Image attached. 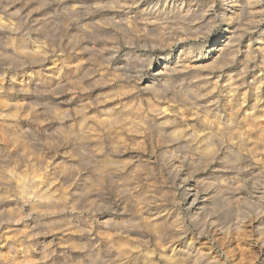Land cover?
Listing matches in <instances>:
<instances>
[{
  "label": "rangeland",
  "instance_id": "rangeland-1",
  "mask_svg": "<svg viewBox=\"0 0 264 264\" xmlns=\"http://www.w3.org/2000/svg\"><path fill=\"white\" fill-rule=\"evenodd\" d=\"M224 2L0 0V264H166L187 250L201 264H264V141L244 122L258 115L264 126L262 41L245 28L224 72L189 61L222 36ZM191 12L205 13L193 24ZM169 52L184 64L156 75ZM228 71L245 80L230 95ZM112 112L125 122L109 125ZM228 114L236 123L213 138L228 148L208 166L182 134L215 130ZM234 150L236 173L224 166ZM237 173L239 197L228 200L220 183ZM47 188L65 193L54 210L38 197Z\"/></svg>",
  "mask_w": 264,
  "mask_h": 264
},
{
  "label": "bare ground",
  "instance_id": "bare-ground-1",
  "mask_svg": "<svg viewBox=\"0 0 264 264\" xmlns=\"http://www.w3.org/2000/svg\"><path fill=\"white\" fill-rule=\"evenodd\" d=\"M69 10H72L69 9ZM187 11V9H186ZM185 11V12H186ZM191 13H194L192 14V17L191 19L188 18L187 20L191 21L193 24L196 23L197 19H202V15H204L205 12H198V13H195V12H191ZM211 14V13H210ZM260 15V16H259ZM208 16V14H207ZM261 16H264V1L261 2V0H225V2L223 3V7L220 9V11H218L216 14H214V18L217 17L218 20H220V22L225 25L224 27H222L219 32L221 33V37L220 39H217V40H214L213 44L210 45L209 47H207V49H205L204 51H199L197 54L195 53L193 56H196L194 59L192 58L191 60L189 61H194L195 63H192L193 66H196V67H204V66H214V67H217L219 69V71H222L224 72L225 70H227L230 65L234 62L235 58H236V54L237 52L239 51V47H240V44H241V41H242V38L244 37V33H245V28H249L250 30L254 29L253 32L256 33V37L259 38V41L261 40L262 43L261 45L259 46H255L256 47V50H258L257 52H259L260 55L263 56L264 58V32H261L262 30L264 31V19L261 18ZM213 17V16H212ZM245 17V18H244ZM260 17V18H259ZM156 18V16H155ZM208 18H211L210 16ZM244 19L246 20V23L244 21ZM155 22H156V19H151L149 21H146V24H143L145 25V27H153L155 25ZM190 23V22H189ZM192 24V25H193ZM222 25V26H223ZM246 25V26H245ZM261 29V30H260ZM259 30V31H258ZM160 36V35H159ZM161 37V36H160ZM157 39V38H156ZM257 41V40H256ZM185 42V41H184ZM259 43V42H258ZM174 46H176V48L179 47L178 49V52L182 50L181 47H183L185 43H183V40L180 39V38H177L176 40H174L173 42ZM257 44V43H256ZM182 45V46H181ZM249 45V44H248ZM245 47V46H244ZM184 48V47H183ZM15 49L17 50H14V52L18 53V55H21L22 54H27L28 52L23 48L22 45L20 44H17L15 46ZM245 56H249L251 54V50L252 48L248 49L247 48V45H246V48H245ZM254 49V48H253ZM191 49H189V47L185 48L184 50H182V53H183V56H186L184 55L185 53L188 54V52H190ZM177 51V50H176ZM194 51V50H193ZM255 51V50H254ZM253 51V52H254ZM30 52V51H29ZM256 52V51H255ZM31 55V54H29ZM37 55V54H36ZM170 55V52L169 54L165 55V56H161L159 61L156 62V67L154 68V71H155V74L156 75H159L161 77H165L167 76L168 74V70L171 69L170 67L174 68V69H177V68H180L184 63H179L177 59H171L170 61L166 59L167 56ZM33 56V55H32ZM35 56V55H34ZM182 56V55H181ZM192 56V57H193ZM261 56V57H262ZM25 57V56H24ZM177 57V56H176ZM34 58V57H33ZM178 58V57H177ZM179 59H180V56H179ZM185 61V60H184ZM188 61V62H189ZM186 63V62H185ZM75 65V64H74ZM77 65V64H76ZM79 66V65H78ZM173 70V69H172ZM170 70V71H172ZM229 72V71H228ZM244 71L242 72H235L236 74L234 75L231 74L230 72L227 73L225 75L226 78H225V81L223 80L224 83V87L226 86V88H228V94H232L231 93V90H237L239 92V90L241 89L242 85H244V79H243V76H240L243 74ZM251 82L253 83V81L251 80ZM251 83V84H252ZM255 84V83H254ZM253 84V85H254ZM257 86V85H256ZM259 86V85H258ZM166 87V86H165ZM180 88V87H179ZM253 89V88H252ZM255 89V88H254ZM182 90V89H181ZM154 91V90H153ZM162 92V91H161ZM187 92V91H186ZM236 92V91H234ZM241 92V91H240ZM244 92V91H242ZM257 92V91H255ZM179 94V93H178ZM187 94V93H186ZM185 94V95H186ZM191 94V93H190ZM192 95V94H191ZM228 95V96H229ZM258 95V94H257ZM158 96V95H157ZM187 96V95H186ZM190 96V95H189ZM242 96V95H241ZM160 97V96H159ZM253 97V96H252ZM185 98V97H184ZM183 98V99H184ZM231 98V97H230ZM158 99V98H157ZM257 99V98H256ZM256 99H253L254 102H257ZM190 100V99H189ZM231 100V99H230ZM252 100V99H251ZM152 101V100H151ZM192 101V100H190ZM234 101V100H233ZM157 102V101H156ZM175 102V101H174ZM232 102V101H230ZM253 102V103H254ZM173 103V102H172ZM229 103V102H228ZM153 104V103H152ZM256 104V103H255ZM230 105V104H229ZM163 106V105H162ZM173 106V105H172ZM196 106V105H195ZM150 107V106H149ZM152 107V106H151ZM157 107V106H156ZM165 107V106H164ZM162 107V108H164ZM250 107V106H249ZM252 107V105H251ZM256 107V106H255ZM154 108V107H153ZM161 108V107H160ZM109 110V109H108ZM151 110V109H150ZM155 110V108H154ZM159 109H157L158 111ZM164 110V109H163ZM228 110V109H226ZM233 110V109H232ZM126 112V110H123ZM122 111V112H123ZM153 111V110H152ZM156 111V112H157ZM199 111V110H198ZM110 112V110H109ZM154 112V111H153ZM162 111L160 112H157V116L160 117L161 115H163V113L161 114ZM166 112H167V109H166ZM107 113V112H106ZM120 114H114V112H112V114H114L113 117H111L110 119H108L110 116L109 115H112V114H109L108 116V120L105 119L106 121L109 122V125L111 123H115V122H125L124 121V118L126 117V113H121L119 112ZM226 113V112H225ZM252 113V112H251ZM227 114V113H226ZM132 115V114H131ZM136 115V114H135ZM133 116V115H132ZM131 116V118H132ZM201 116V115H200ZM224 116V115H223ZM227 116V115H226ZM225 116V121L226 123H223L222 124H218L216 126V129L215 130H208L209 132H206L205 134L203 135H193L192 133H189L187 132V134L183 133L182 135H184L185 137V142L186 144H188V146H192L193 149L196 151V153L199 155V161L200 159H203L205 162H206V165L208 166H213L215 164V162H218L217 160V156H218V150L219 149V146L223 145V140L221 142L219 141L218 143V147H217V140L216 142L214 141V136L216 134V132H220L222 133L223 131H227L228 128H231L230 126L233 125V116L231 114H228L229 117H226ZM232 116V117H231ZM142 117V116H141ZM148 117V116H146ZM171 117V116H170ZM260 117V116H259ZM259 117L258 115H252L250 117H247L245 118L244 122H245V125L247 126L246 127V130L251 133L255 139L259 140V141H264V126L261 125V123L259 122ZM136 118V117H135ZM134 118V119H135ZM140 118V117H139ZM138 118V119H139ZM157 118V117H156ZM165 120H169V117L166 119V117L164 116ZM172 118V117H171ZM163 119V118H162ZM176 119V118H175ZM132 120V119H131ZM153 120V119H152ZM159 120V119H157ZM165 120H163L165 122ZM133 121V120H132ZM137 121V120H136ZM162 121V120H161ZM160 121V122H161ZM171 121V120H170ZM200 121V120H199ZM104 122V121H103ZM102 122V123H103ZM147 122V120H146ZM167 122V121H166ZM173 122V120H172ZM212 122V121H211ZM221 121H219L220 123ZM101 123V122H100ZM132 123V122H131ZM141 123V122H140ZM151 123V122H150ZM157 124V122H155ZM159 123V121H158ZM175 123V122H174ZM208 124L211 125V123L207 122ZM206 123V124H207ZM236 122H234L235 124ZM163 125V123L161 122L159 125ZM170 124V123H169ZM239 124V123H238ZM108 125V123H107ZM142 125V124H141ZM146 125V124H145ZM148 125V124H147ZM171 125V124H170ZM181 125V124H180ZM184 125V123H183ZM186 125V124H185ZM241 125V124H239ZM153 126V125H152ZM188 126V125H187ZM215 126V125H213ZM109 127V126H108ZM179 127V126H177ZM175 128L172 130V133H173V136H178V137H181V132L182 130H180L181 127L179 128ZM235 127V125H234ZM72 128V127H71ZM70 128V129H71ZM144 128V126H143ZM158 128V127H157ZM168 128V127H167ZM185 128V127H184ZM189 128V127H188ZM160 129H163L162 127H160ZM165 129V128H164ZM182 129V128H181ZM186 129V128H185ZM190 129V128H189ZM192 129V128H191ZM233 129V128H232ZM147 130V127L146 129ZM170 130V129H168ZM242 130V129H241ZM240 130V131H241ZM71 131V130H70ZM165 131V130H164ZM171 131V130H170ZM192 131V130H191ZM232 131V130H231ZM73 132V131H72ZM82 132V131H81ZM157 132V131H156ZM159 132V131H158ZM163 132V131H162ZM161 132V133H162ZM204 132V131H203ZM244 132V130H243ZM242 132V133H243ZM247 132V136L250 135L248 134ZM84 134V132H82ZM170 133V132H169ZM219 133V134H220ZM70 132H69V136H70ZM72 134H75L74 132ZM160 134V133H159ZM165 134V133H164ZM202 134V133H201ZM180 135V136H179ZM75 136L77 137V135L75 134ZM71 137V136H70ZM171 137V136H170ZM248 137H252V136H248ZM247 137V138H248ZM223 138V137H222ZM246 138V139H247ZM245 139V140H246ZM255 139H252V141H255ZM262 139V140H261ZM244 140V137H241L239 142H240V146H238L239 148L241 147V145L243 144V142L245 141ZM232 141V140H231ZM256 142V141H255ZM258 142V141H257ZM236 143V142H234ZM247 143L246 141L244 142V144ZM233 144V143H232ZM243 144V146H244ZM248 144V143H247ZM238 145V144H237ZM82 148L81 145H78ZM226 146V143L225 145H223V147ZM256 146V145H255ZM227 147V146H226ZM237 147V148H238ZM81 148H78V150H80ZM176 148V147H175ZM228 148V147H227ZM244 148V147H243ZM222 149V148H221ZM242 149V147H241ZM240 149V150H241ZM232 150V148H231ZM239 150V149H238ZM238 150H234L237 151L236 153L238 154L239 151ZM243 150V149H242ZM241 150V151H242ZM221 151V150H220ZM233 151V150H232ZM234 154V158H233V161H231V158L230 161L232 163H230V165H224L225 167L227 166L231 171H238L239 172V169L241 168L240 165L241 164H238V161L240 159V154ZM220 156V155H219ZM218 156V158H219ZM225 157V156H224ZM228 158V159H229ZM227 159V160H228ZM225 160V158H224ZM243 160V159H242ZM194 161V160H193ZM203 161V162H204ZM220 161V160H219ZM197 162V161H196ZM201 162V161H200ZM226 162V160H225ZM224 162V163H225ZM241 162V161H240ZM239 162V163H240ZM223 163V162H222ZM220 163V164H222ZM228 163V161H227ZM219 167V166H218ZM221 167V166H220ZM213 168V167H212ZM264 169V168H263ZM262 169V170H263ZM264 171V170H263ZM234 173V174H235ZM239 173H237L236 175L234 176H229V180L227 182H221L220 184L223 185V184H227V188L231 189L232 192L234 193H231V196H227V199L228 200H231L232 197H239L236 192H237V184L239 182V180H241L240 177H238ZM220 178V177H219ZM240 178V179H239ZM217 179V178H216ZM222 181H223V178H222ZM218 183V182H217ZM217 186V185H216ZM219 187V186H217ZM43 189V188H42ZM39 190V189H38ZM38 192V191H37ZM196 192V191H195ZM64 192L63 191H58V192H55L54 190H50V189H44V190H39L38 192V197L41 199V200H44L45 202L44 205L42 202H40L41 204L39 205H35L37 206L36 208H40L41 209V206L43 205L46 209H51V210H54L56 207H57V203H59L60 200H62V198L64 197ZM192 195H195L194 193L191 194L189 193V196H192ZM195 197V196H194ZM194 197L192 199H194ZM64 199V198H63ZM234 201H238V200H234ZM61 204V203H60ZM42 206V207H43ZM34 207V206H33ZM50 211V210H49ZM142 219V218H141ZM144 219V218H143ZM146 219V218H145ZM149 219V218H148ZM148 219H146L148 221ZM145 221V220H144ZM147 221L145 222V224H147ZM149 222V221H148ZM144 223V222H143ZM141 224V223H140ZM150 225H152L151 223H149ZM260 233V232H259ZM186 250V249H185ZM188 251V250H187ZM187 251H181L179 252L178 254L175 253L176 256H173V257H167L166 258V264H201V261L204 262V260H202V256L200 257V255L198 254H195V255H192L190 254V252H187ZM144 254V253H143ZM145 255V254H144ZM143 257V256H141ZM144 260V259H143ZM215 261V260H214ZM143 262V261H142ZM213 264H219L218 262H213ZM205 264V263H204ZM208 264V263H207Z\"/></svg>",
  "mask_w": 264,
  "mask_h": 264
}]
</instances>
